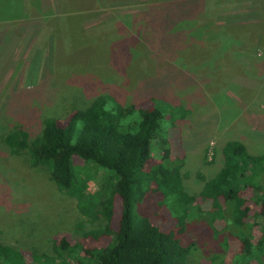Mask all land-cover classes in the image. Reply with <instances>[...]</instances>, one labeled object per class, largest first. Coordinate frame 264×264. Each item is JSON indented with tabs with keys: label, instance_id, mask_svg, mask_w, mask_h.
<instances>
[{
	"label": "rangeland",
	"instance_id": "374dc122",
	"mask_svg": "<svg viewBox=\"0 0 264 264\" xmlns=\"http://www.w3.org/2000/svg\"><path fill=\"white\" fill-rule=\"evenodd\" d=\"M161 1L70 0L63 1L67 9L60 15L44 6V17L34 21L41 27L35 42L29 41L15 63L10 56L0 62V243L20 248L27 262L30 251L54 255L56 238L78 243L71 236L78 223L90 229L105 221L83 216L45 165L32 166L26 152L11 153L3 138L14 126L34 137L45 118L63 125L72 111L96 99L107 101L108 108L151 103L162 109L164 119L148 164L160 161L167 149L171 158H182L183 183L197 201L204 181L220 168L217 150L225 141L240 140L251 154L264 152V0H196V14L185 20L190 4L164 3L161 22L176 20L165 33H180L170 47L158 48L152 36L159 39L158 34L144 24L153 14L159 24L155 10L147 11ZM26 10L35 14L41 7L26 3ZM80 40H86L83 46ZM180 112V126L165 132ZM252 191L244 194L248 205ZM162 201L161 193L149 192L133 213L151 219ZM256 210L252 205L251 217L256 218ZM119 211L118 202L116 219ZM161 218L157 224L170 225L164 213ZM252 230L259 233L257 226ZM230 237L213 230L208 219L191 221L181 237L183 245L193 244L187 263L250 264L235 255L239 241ZM109 240L82 239L79 252ZM251 264H264V259Z\"/></svg>",
	"mask_w": 264,
	"mask_h": 264
},
{
	"label": "trees",
	"instance_id": "16d2710c",
	"mask_svg": "<svg viewBox=\"0 0 264 264\" xmlns=\"http://www.w3.org/2000/svg\"><path fill=\"white\" fill-rule=\"evenodd\" d=\"M194 1L164 0L149 5L147 13L154 9L159 24H154L153 14L144 27L158 34L159 39L152 35L158 48L170 47L180 33H165L176 20L161 22L167 9L164 3L190 4L193 9L182 17L185 20L197 12L198 1ZM147 101L150 99L142 102ZM178 117L165 132L180 126L183 114L180 112ZM163 119L162 109L151 103L145 108L133 103L108 108L107 101L96 99L88 107L72 111L63 125L55 117L45 118L41 133L34 137L21 126L8 131L3 141L11 153L26 152L32 166L45 165L57 187L75 199L83 216L91 222H105L90 229L78 223L71 233L78 243L71 244L66 237L56 238L54 255L30 251L31 262H27L20 248L0 243V264H188L193 244L183 245L181 237L195 219H208L213 230L227 231L230 238L237 239L239 249L234 253L247 263L262 261L264 222L255 220L264 219V152L251 154L242 141H225L217 150L220 168L204 181L197 201L183 183L182 158H171L167 149L160 161L148 164ZM163 138L162 143L167 144ZM251 189L252 204L248 205L244 194ZM149 192L163 196L159 211L151 219L133 213L134 205ZM118 202L120 211L116 219ZM252 205L258 206L253 215L256 218L250 214ZM163 213L164 219L168 217L166 221L170 219L169 226L157 224ZM115 220L118 222L114 226ZM253 226L259 229L257 235ZM107 237L110 240L105 245L79 252L82 239Z\"/></svg>",
	"mask_w": 264,
	"mask_h": 264
},
{
	"label": "crops",
	"instance_id": "0c3cea01",
	"mask_svg": "<svg viewBox=\"0 0 264 264\" xmlns=\"http://www.w3.org/2000/svg\"><path fill=\"white\" fill-rule=\"evenodd\" d=\"M63 1L68 2L70 0H0V62L11 58V63H15L20 53L27 48L29 41L31 42L33 39L35 42L37 31H40L38 29L41 27L39 25L36 27L34 21H37L39 17H44L46 14L44 6L47 8L52 6V12L55 11L60 15L63 8L67 9V6H63ZM26 3L41 7L40 13L35 10V14L27 12ZM56 13H47V16L50 18ZM81 38L84 39V37ZM85 41L80 40L78 43L83 46ZM73 45L75 46L74 43ZM2 65L5 67V64Z\"/></svg>",
	"mask_w": 264,
	"mask_h": 264
}]
</instances>
